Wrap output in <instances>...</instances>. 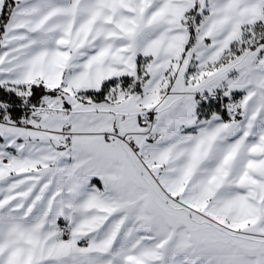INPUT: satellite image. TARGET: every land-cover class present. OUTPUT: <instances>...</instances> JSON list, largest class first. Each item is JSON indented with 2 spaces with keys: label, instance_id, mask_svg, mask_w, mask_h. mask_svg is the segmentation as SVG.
Masks as SVG:
<instances>
[{
  "label": "snow or ice",
  "instance_id": "6c2138e0",
  "mask_svg": "<svg viewBox=\"0 0 264 264\" xmlns=\"http://www.w3.org/2000/svg\"><path fill=\"white\" fill-rule=\"evenodd\" d=\"M0 264H264V0H0Z\"/></svg>",
  "mask_w": 264,
  "mask_h": 264
}]
</instances>
